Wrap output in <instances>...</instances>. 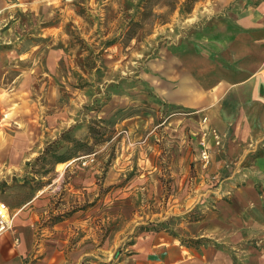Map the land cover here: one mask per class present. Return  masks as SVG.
I'll use <instances>...</instances> for the list:
<instances>
[{"label": "rangeland", "instance_id": "obj_1", "mask_svg": "<svg viewBox=\"0 0 264 264\" xmlns=\"http://www.w3.org/2000/svg\"><path fill=\"white\" fill-rule=\"evenodd\" d=\"M188 1L0 0V200L33 215L38 241L62 239L67 264H118L201 216L206 195L171 216L175 193L222 185L227 136L171 96V65L195 13L249 0ZM50 145L71 159L37 160Z\"/></svg>", "mask_w": 264, "mask_h": 264}, {"label": "crops", "instance_id": "obj_2", "mask_svg": "<svg viewBox=\"0 0 264 264\" xmlns=\"http://www.w3.org/2000/svg\"><path fill=\"white\" fill-rule=\"evenodd\" d=\"M207 11L191 18L207 19L192 28L184 64L171 65V96L206 106L227 136L214 163L222 185L175 193L171 216L192 212L191 199L206 195L201 216L143 235L118 264H264V0ZM14 213L13 229L0 236V264H67L62 239L38 241L33 215Z\"/></svg>", "mask_w": 264, "mask_h": 264}, {"label": "built area", "instance_id": "obj_3", "mask_svg": "<svg viewBox=\"0 0 264 264\" xmlns=\"http://www.w3.org/2000/svg\"><path fill=\"white\" fill-rule=\"evenodd\" d=\"M209 155L207 152L204 154V158L208 159ZM16 214L13 212L11 207L6 203L0 202V236L14 227Z\"/></svg>", "mask_w": 264, "mask_h": 264}, {"label": "trees", "instance_id": "obj_4", "mask_svg": "<svg viewBox=\"0 0 264 264\" xmlns=\"http://www.w3.org/2000/svg\"><path fill=\"white\" fill-rule=\"evenodd\" d=\"M194 0H189L187 3H190V2H193ZM195 1H197V0H195ZM190 9H191V7H190ZM189 9V10H190ZM92 129H94V128H92ZM104 137V136H103ZM99 139H101V138H99ZM51 155V158H54V162L55 163H61V162H66V161H68L69 159H71V158H69V157H66V155L65 154H61V155H58V154H56V152L53 150V145H50V146H48L47 148H46V150H45V152L43 153V155H41V156H39L38 158H37V160H41V159H47L49 156Z\"/></svg>", "mask_w": 264, "mask_h": 264}, {"label": "bare ground", "instance_id": "obj_5", "mask_svg": "<svg viewBox=\"0 0 264 264\" xmlns=\"http://www.w3.org/2000/svg\"><path fill=\"white\" fill-rule=\"evenodd\" d=\"M61 170H64V166L62 165V168H61Z\"/></svg>", "mask_w": 264, "mask_h": 264}]
</instances>
